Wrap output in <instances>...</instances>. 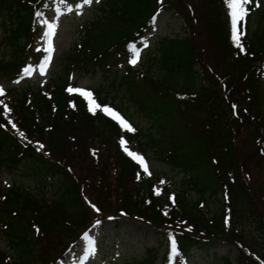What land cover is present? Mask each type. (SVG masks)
Segmentation results:
<instances>
[{
  "label": "trees",
  "instance_id": "16d2710c",
  "mask_svg": "<svg viewBox=\"0 0 264 264\" xmlns=\"http://www.w3.org/2000/svg\"><path fill=\"white\" fill-rule=\"evenodd\" d=\"M72 1L0 0V44L8 51L0 70L17 72L27 53L37 56V13ZM178 1L100 0L57 72L42 85L6 90L0 171L12 182L0 189V239L8 247L0 264H56L92 219L118 214L159 233L157 244L166 246L158 264H180L211 241L234 246L235 264H264V6L246 5L238 25L241 52L226 0ZM161 9L181 15L183 32L159 36L134 68L133 48ZM74 69L100 74L104 81L91 87L95 103L116 111L132 131L100 109L93 114L84 96L68 91ZM125 101L146 128L133 125ZM178 119L180 130L172 125ZM121 139L181 173L171 196L156 174L144 173L124 152ZM84 187L98 212L90 211ZM82 204L95 216L87 217ZM47 233L76 239L42 243ZM157 249L145 248L144 257L124 264H154Z\"/></svg>",
  "mask_w": 264,
  "mask_h": 264
},
{
  "label": "rangeland",
  "instance_id": "374dc122",
  "mask_svg": "<svg viewBox=\"0 0 264 264\" xmlns=\"http://www.w3.org/2000/svg\"><path fill=\"white\" fill-rule=\"evenodd\" d=\"M190 1H193L192 3H194L196 0H189L188 2ZM253 1L254 3L252 4L250 11L259 8L260 6H264V0ZM178 2V4L182 5L180 0ZM184 3H186V1ZM97 5V0H93L91 4H86L84 0H74L71 5L64 6L59 10L55 9L44 11L42 16L45 17L46 21L43 24L40 23V27L38 28L37 34L33 40V46L36 47V49H40L37 54L39 56L36 58L29 56V53L26 55L27 65L25 68L31 67L33 69L31 74H24V63L19 65V70L17 68V72L13 71L11 74H7V72L0 70V89H3V94L0 95V106L3 109L2 112L4 115L7 114L6 106L3 104L7 99L6 90L12 87H25L26 85H42L45 83L49 74L57 72L62 65L61 61H63L62 59L64 58V55L68 50H70L73 44L78 43L86 22L95 12H97ZM69 8H71L72 11H68ZM179 15L169 9H161L154 14L151 24L149 25L147 31L143 34L144 43L139 49L140 56L138 57L137 62L135 64L131 62L135 58L134 54L129 59L132 67L137 68V64L140 62L141 56L147 53L146 48L149 46L153 47L154 42L159 36L173 37L176 34H182L184 21L181 15ZM48 24L55 25V32L51 37L54 51L51 53V62L47 66L45 74L42 75L40 74L39 66L48 56V52L45 51L48 40L45 33L48 31ZM230 29L233 30L232 25ZM7 55V48L0 44V56L6 58ZM21 69L23 70L22 72ZM123 71L124 65L118 66V75L123 74ZM103 81L104 80L100 74H89L82 71L78 72L75 69L69 76V82L73 88L85 91H91V87L93 88L98 86V84ZM147 91L148 90L144 89V91H141L139 95L144 94ZM115 99L117 100L120 98L117 97ZM122 107L127 108L131 112V115L133 116V125H136L142 130L147 127L145 118L135 113L134 107L131 103L125 101L122 103ZM180 122L181 120L178 119L174 124H172L176 130H180V128H182L180 126ZM122 140L125 142L123 145L121 143ZM121 141L120 144L127 149V152H132L140 156L139 152L141 151L136 150L131 143L125 139H121ZM93 143L94 146H97L95 141ZM146 154L148 155L147 151ZM145 162L148 166V172H146V174H156L159 177L161 185L168 189V193L171 196L172 194L170 192L174 191L173 187H175V183H177L181 173L169 169L153 157H148V159L145 158ZM11 179L12 178L9 176L7 171H0V189L2 192L5 191L4 187L12 182ZM158 188V191H161V188ZM84 189L87 200H91V202H95L97 204L98 201L94 198L92 190L89 189L88 191L85 187ZM102 194H105V188ZM188 196L190 199H194L196 195L191 192ZM110 198L113 199V196L111 195ZM112 201L113 200H111L110 205H114L115 202ZM108 202H110V200H108ZM93 203L87 201V204L90 206V211L98 212L96 208L97 205ZM82 206H84L82 208L87 217L91 219L95 216V214L86 209L87 207L85 205L82 204ZM209 207L213 208L212 205ZM88 223L89 222H86L84 225L79 226L76 231L81 230ZM178 224L179 226L183 225L182 222H179ZM39 233L40 232H38L37 235H39ZM83 236V240L78 243V251L72 256L69 255L59 264H124L126 259L132 260L144 257L145 248H158L157 258L154 263L158 264L160 254L164 250V241H161L159 245L157 244L160 241L159 233L150 225L134 218L122 216L105 218L91 225L85 231ZM60 237H62V235H53L49 233L42 234L41 241L43 243L44 241L55 242L59 240L64 243L66 240L73 238L76 239V235H73L70 238ZM0 251H8L7 244L2 239H0ZM47 252L49 254L50 251L48 250ZM50 256L51 255H49V257ZM236 256L237 250L231 244L223 241H211L206 243L202 249L190 251L188 256L183 259L182 264H222L223 257H229L231 259L230 264H235L233 258ZM245 264H249V262H246Z\"/></svg>",
  "mask_w": 264,
  "mask_h": 264
},
{
  "label": "snow or ice",
  "instance_id": "6c2138e0",
  "mask_svg": "<svg viewBox=\"0 0 264 264\" xmlns=\"http://www.w3.org/2000/svg\"><path fill=\"white\" fill-rule=\"evenodd\" d=\"M84 2L86 4H91L93 2V0H84ZM98 2V0H97ZM251 2V0H226L227 6L230 9V17H231V22H232V29H233V33H232V38L233 41L235 43V46L237 48L240 49L241 52L244 51V48L241 44V33L238 30V22L242 21L245 16H247L248 11L247 8L245 7L246 5H248ZM68 11H72L71 8L68 9ZM41 15L40 13H37V16ZM55 32V25L53 24H48V31L45 33V35L48 37L47 40V48L45 49L46 52H48V56L47 58L42 62V64L39 66V71L40 74H45L47 66L49 65V63L51 62V53L54 51L53 47H52V41H51V37ZM37 51H40V49H37ZM133 54H134V59L131 61L133 64H135L137 62V59L139 57V52L135 50V48H133ZM33 71V69L31 67L25 68L24 70V74L25 75H29L31 74V72ZM68 91L70 93H78L84 97H86L88 99L89 102V110L95 114L97 109H100L102 111H104L106 114H110L113 119H116L123 128H125L128 131H132L133 129L130 127V125L127 124L126 121H124L119 115H117L115 112H113L112 109H109L107 107L101 108L100 105L95 103V100L92 97V93L90 91H85V90H81L78 88H69ZM3 94V89H0V95ZM13 127H15V125H13ZM20 136L21 138L24 137L23 132H20ZM122 145L125 143L123 140L121 141ZM41 148H43V145L40 146ZM127 150V149H126ZM128 154L130 156H132L133 159L137 160V162H139L141 164V166L143 167L145 172H148V166L144 160L143 157H140L132 152H128ZM159 194V193H157ZM95 207V206H93ZM98 211V209H97ZM37 231H39V229H37ZM91 243V242H90ZM175 247V241H173V248Z\"/></svg>",
  "mask_w": 264,
  "mask_h": 264
}]
</instances>
